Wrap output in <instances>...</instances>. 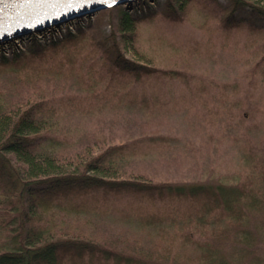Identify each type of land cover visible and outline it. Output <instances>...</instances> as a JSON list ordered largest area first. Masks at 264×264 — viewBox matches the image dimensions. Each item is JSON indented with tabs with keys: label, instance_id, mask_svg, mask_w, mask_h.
Instances as JSON below:
<instances>
[{
	"label": "trees",
	"instance_id": "1",
	"mask_svg": "<svg viewBox=\"0 0 264 264\" xmlns=\"http://www.w3.org/2000/svg\"><path fill=\"white\" fill-rule=\"evenodd\" d=\"M162 1L0 40V264H264V0ZM189 6L219 39L137 45ZM186 103L229 130L238 179L154 178L189 145L144 127Z\"/></svg>",
	"mask_w": 264,
	"mask_h": 264
},
{
	"label": "rangeland",
	"instance_id": "2",
	"mask_svg": "<svg viewBox=\"0 0 264 264\" xmlns=\"http://www.w3.org/2000/svg\"><path fill=\"white\" fill-rule=\"evenodd\" d=\"M162 3V0H159ZM224 1V0H221ZM132 14H138L137 11H132ZM205 22V16L198 13L193 7L189 6L187 11L183 14L182 20L175 23H170L164 18L157 19V24L152 25L149 23H141L139 27L137 45L142 48L148 47L151 40L159 34L169 37L177 43L186 42L188 39L207 40L206 37L211 36V40L219 39V32L206 30L201 28L200 25ZM211 25L216 23L211 22ZM111 29L109 21H106L100 27L102 38L107 36ZM236 38H233L230 45L235 46ZM243 39H238V45L242 46ZM157 39H153L151 44H155ZM237 56L245 57L248 55L249 50H243ZM126 56L135 60H140L138 55L127 52ZM239 63L237 64V67ZM244 71V70H243ZM10 74V71H5L0 76L5 78ZM243 86L246 88L248 82L244 78H239ZM2 80L0 79V82ZM258 91L263 94L264 98V84L258 86ZM256 95L257 92H254ZM251 98L247 100V109L251 111ZM264 102V101H263ZM189 109H181L179 114H170L168 118H161L158 121H153L144 127L145 132L151 130H158L162 133H171L172 136L176 135L180 138V144L189 145V158H180V152L171 151L167 160L163 164L156 166L154 178L163 179L167 178L172 181H187V180H213V181H226L231 182L242 175V170L235 162L236 150H232L230 144H226L228 138L226 133L218 122L217 117L211 114L203 105L194 104L190 106L186 103ZM250 119V118H249ZM230 123L228 124V128ZM225 129V128H224ZM121 132L119 131V134ZM260 146H264V141ZM233 152V153H232ZM260 152H264L260 149ZM153 172V171H152Z\"/></svg>",
	"mask_w": 264,
	"mask_h": 264
},
{
	"label": "water",
	"instance_id": "3",
	"mask_svg": "<svg viewBox=\"0 0 264 264\" xmlns=\"http://www.w3.org/2000/svg\"><path fill=\"white\" fill-rule=\"evenodd\" d=\"M132 0H0V40L16 37L31 29H41L58 19L94 15Z\"/></svg>",
	"mask_w": 264,
	"mask_h": 264
},
{
	"label": "snow or ice",
	"instance_id": "4",
	"mask_svg": "<svg viewBox=\"0 0 264 264\" xmlns=\"http://www.w3.org/2000/svg\"><path fill=\"white\" fill-rule=\"evenodd\" d=\"M113 2H114V0H113Z\"/></svg>",
	"mask_w": 264,
	"mask_h": 264
}]
</instances>
